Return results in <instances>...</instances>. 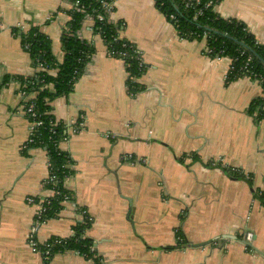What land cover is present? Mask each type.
<instances>
[{
    "label": "crops",
    "instance_id": "0c3cea01",
    "mask_svg": "<svg viewBox=\"0 0 264 264\" xmlns=\"http://www.w3.org/2000/svg\"><path fill=\"white\" fill-rule=\"evenodd\" d=\"M69 7L0 0V264H96L72 250L47 259L28 241L37 202L53 193L45 187L47 150L25 147L32 122L14 78L40 70L12 29L39 27L61 61ZM214 8L264 45V0H218ZM110 21L122 22L120 35L141 52L142 90L132 96L124 60L108 54L86 18L79 35L95 55L71 93L49 102L69 133L59 147L74 162L64 187L75 200L42 224L38 243L72 236L79 206L93 219L86 234L106 264H264L256 194L264 190V118L250 111L262 83L247 76L228 83L231 58L208 55L205 39L180 37L155 0H115ZM247 233L255 248L242 242ZM224 235L237 239L223 243Z\"/></svg>",
    "mask_w": 264,
    "mask_h": 264
},
{
    "label": "trees",
    "instance_id": "16d2710c",
    "mask_svg": "<svg viewBox=\"0 0 264 264\" xmlns=\"http://www.w3.org/2000/svg\"><path fill=\"white\" fill-rule=\"evenodd\" d=\"M66 1L71 4L78 1L77 6L84 7L85 11L76 9L68 11L71 19L63 29L64 56L61 61L52 50L51 39L39 27L31 26L28 30L19 27L12 29L13 33L21 38L23 48L30 53L34 65L38 67L42 64L46 67V70L39 71L35 75L14 76L22 83L24 91L36 93L34 99L25 102V109H28L32 103L34 115L32 112H28V118L31 122H42L35 126L31 135L32 141H28L25 147L42 146L47 150L50 175H53L54 179L46 183L45 187L59 192L49 197L48 201L44 203L47 210L41 216L42 221L58 217L61 210L64 209L65 201L74 202L75 200L73 193L64 187L65 179L74 172V162L70 154L62 151L59 147L60 141L68 137L69 133L63 123H56L49 102L55 97L71 93L95 55L94 46L79 35L86 15L88 13L96 14L95 11L103 13L101 2L115 0ZM209 1L200 0L197 3L196 0H193V4L189 7L186 6V0H155V3L156 7L175 25L180 37L202 40L207 35V45L213 49L211 56H228L232 59V65L227 74L228 83L247 76L259 80L264 89V45L258 42L245 23L237 19L221 17L214 8L218 0H213V4L207 7ZM199 11L201 13L195 18ZM123 25L122 22L113 23L108 19L99 20L96 17L94 30L100 33L107 49L114 52L113 56L124 60L128 72L127 86L132 96H135L142 90L137 79L145 71L146 65L140 59L141 52L137 46L120 35ZM119 36L121 37L119 38ZM135 50H137L136 53ZM120 51L127 52V56L121 57ZM50 70H57V72L56 74L49 73ZM8 80V77L5 78L2 84ZM250 111L252 114L257 113V119L264 118V95L251 103ZM256 194L264 205V190H257ZM76 214L82 215L83 219L76 221L72 236L53 237L49 240L48 243L52 245L50 249L52 256L72 250L93 259L96 264H106L95 250V241L86 234L92 222L88 220L90 214L87 209L79 206L76 207ZM39 247L44 250L46 246L39 244Z\"/></svg>",
    "mask_w": 264,
    "mask_h": 264
},
{
    "label": "built area",
    "instance_id": "2783aa9c",
    "mask_svg": "<svg viewBox=\"0 0 264 264\" xmlns=\"http://www.w3.org/2000/svg\"><path fill=\"white\" fill-rule=\"evenodd\" d=\"M199 1L200 0H196V2L197 3H199ZM114 2L115 1H102L101 2V6L103 7V13L102 12H98V11H95V13L96 14H90V13H88L87 15H86V18H89V19H92L93 21H94V24H95V18L97 17L99 20H104V19H108L109 21H110V15L112 14V12H113V10H114ZM78 1H76V3H74V4H71V3H69L70 4V7H69V9H76V10H78V11H85V8L84 7H78L77 5H78ZM193 4V0H186V6L187 7H189L190 5H192ZM213 4V0H210L208 3H207V7L208 6H210V5H212ZM201 13V11H199V12H197L196 13V16H195V18L197 17V15H199ZM172 18H174V16H172ZM70 19H71V17H70ZM121 36H119V38H120ZM206 38H207V35H205L204 36V39L206 40ZM126 45V44H125ZM108 51V54L109 55H111V56H113V53L114 52H110L109 50H107ZM136 51L137 50H135L134 52L136 53ZM205 52L206 53H208V55H212V53H213V49H211L208 45L206 46V49H205ZM119 54H120V56L121 57H124V56H127V52H125V51H120L119 52ZM94 57V56H93ZM220 57V56H219ZM93 59V58H92ZM140 59H142V57L140 58ZM143 60V59H142ZM250 60V59H249ZM248 60V61H249ZM231 61H232V59H231ZM232 65V64H231ZM38 68H39V70L40 71H44V70H46V67H44L42 64H40L39 66H38ZM231 68V67H230ZM33 94H34V92H32V93H27L26 91H24L23 89H22V91H21V97H22V99H23V101L24 102H27V101H29V100H32V99H34V96H33ZM26 106V105H25ZM33 108H34V105L31 103L30 105H29V107H28V109H25V111H26V113H28V112H32L33 113V115H34V112H33ZM42 122L41 121H38V122H32V124H31V130H30V139H29V142H31L32 141V139H31V135L33 134V131H34V128H35V126H37V125H40ZM83 127V122H79L78 124H76V125H73L72 127H71V131L73 132V133H76V132H78V130H80L81 128ZM54 179V176L52 175H50L49 174V176H48V178L45 180V184L46 183H48V182H50V181H52ZM52 193H53V195L52 196H54L55 194H58L59 192H56L55 190H52ZM51 197V196H50ZM48 199H49V197H47V198H42V199H40L38 202H37V210H36V215H35V219H34V223H33V227H32V229H31V231H30V235H29V237H28V241H29V243H30V245H31V247H32V249L34 250V251H40V252H42L43 253V255H44V257L45 258H50L51 256H52V253H51V247H52V245L50 244V243H48V242H46V243H44V246H46L45 247V249L44 250H42L40 247H39V243H38V241H37V239H36V232L38 231V229L42 226V224L45 222V221H42L41 220V216H42V214L47 210V207L46 206H44V203L46 202V201H48ZM29 202H35L34 201V199H29ZM49 203V202H48ZM65 203H66V201H65ZM80 216V219H83V217H82V215H79ZM89 221H93V219H92V217L90 216L89 217V219H88ZM252 236H253V234L252 233H247L246 234V236H245V239H247V240H251V238H252ZM61 238H63V237H61Z\"/></svg>",
    "mask_w": 264,
    "mask_h": 264
},
{
    "label": "water",
    "instance_id": "95a60500",
    "mask_svg": "<svg viewBox=\"0 0 264 264\" xmlns=\"http://www.w3.org/2000/svg\"><path fill=\"white\" fill-rule=\"evenodd\" d=\"M241 44L244 45V43H241ZM225 239H237V237H236V236H232V235H224L223 238H222V242H223V243H225ZM242 242H243L244 244H246V245L252 247V248H255V247L253 246L252 242L248 241L247 239H244ZM200 246H202V245H201V244H193V247H200ZM95 250H96V246H95ZM255 250H257L258 252H261V251L258 250V249H255Z\"/></svg>",
    "mask_w": 264,
    "mask_h": 264
}]
</instances>
